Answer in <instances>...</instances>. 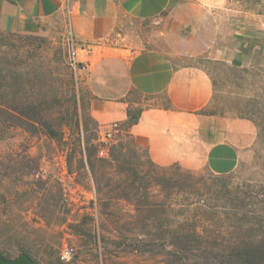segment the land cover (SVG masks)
Returning <instances> with one entry per match:
<instances>
[{
	"label": "rangeland",
	"instance_id": "1",
	"mask_svg": "<svg viewBox=\"0 0 264 264\" xmlns=\"http://www.w3.org/2000/svg\"><path fill=\"white\" fill-rule=\"evenodd\" d=\"M180 2L202 5L229 38L236 36L235 26L264 28V0ZM73 44L78 41L65 20L33 32L0 33V256L13 260L25 253L35 264H170L171 253L129 247L141 231L123 230L133 210L122 196L119 173L139 159L148 162V150L125 125L100 155L102 129L90 114L86 72L70 63ZM243 52L249 56L245 66L208 58L213 55L180 63L211 76L209 112L264 125V47L247 44ZM256 143L238 166L248 179L255 177L248 175L256 167ZM120 145L126 150L118 156L119 169L109 159ZM97 175L104 183L113 179L115 190L105 188L99 197Z\"/></svg>",
	"mask_w": 264,
	"mask_h": 264
},
{
	"label": "crops",
	"instance_id": "2",
	"mask_svg": "<svg viewBox=\"0 0 264 264\" xmlns=\"http://www.w3.org/2000/svg\"><path fill=\"white\" fill-rule=\"evenodd\" d=\"M206 11L180 0H0V33L67 21L86 72L90 114L102 130L124 129L128 110L139 109V121L124 130L154 163L225 175L252 150L258 129L247 119L200 114L212 101L211 76L180 62L213 55L245 66L244 48L264 47V28L235 26L229 38Z\"/></svg>",
	"mask_w": 264,
	"mask_h": 264
},
{
	"label": "trees",
	"instance_id": "3",
	"mask_svg": "<svg viewBox=\"0 0 264 264\" xmlns=\"http://www.w3.org/2000/svg\"><path fill=\"white\" fill-rule=\"evenodd\" d=\"M141 112L128 110L126 130L139 121ZM200 114L218 113L203 109ZM253 123L259 130L256 146L260 147L256 150V167L248 175L255 176L253 179L244 177L247 173L243 175L241 167L230 174L216 175L194 173L177 164L159 166L148 151V162L139 159L138 165L120 171L122 196L133 210L123 230L131 234L141 231L138 243L130 248L171 253L170 264H187L191 258L195 264H202V260L205 264H264V125ZM125 150L126 146L120 145L110 153L112 167L120 169L118 156ZM94 152V147L88 149L92 168ZM98 176L95 183L99 197L105 188L115 190L113 179L109 177L104 183ZM117 228L121 232V227ZM18 262L35 264L25 253L13 260L0 256V264Z\"/></svg>",
	"mask_w": 264,
	"mask_h": 264
},
{
	"label": "built area",
	"instance_id": "4",
	"mask_svg": "<svg viewBox=\"0 0 264 264\" xmlns=\"http://www.w3.org/2000/svg\"><path fill=\"white\" fill-rule=\"evenodd\" d=\"M77 53H78V46L76 44H73L69 53L70 63L75 70L78 69L83 70L84 68L78 62ZM120 127L121 126L119 124H114L110 128L102 130L101 132L102 148L100 151L101 156H104V154L107 153L105 147L111 144L114 141L116 135L122 131ZM68 256H70L69 250H67L64 254V257H68Z\"/></svg>",
	"mask_w": 264,
	"mask_h": 264
}]
</instances>
